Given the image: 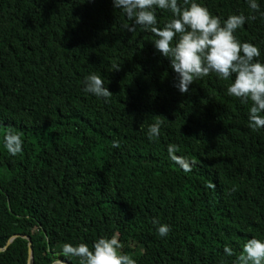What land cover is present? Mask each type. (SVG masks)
I'll list each match as a JSON object with an SVG mask.
<instances>
[{
	"label": "trees",
	"instance_id": "1",
	"mask_svg": "<svg viewBox=\"0 0 264 264\" xmlns=\"http://www.w3.org/2000/svg\"><path fill=\"white\" fill-rule=\"evenodd\" d=\"M199 2L221 19L245 15L234 36L264 61V0ZM156 15L158 26L170 18ZM155 38L111 0H0V247L16 233L33 247L30 258L16 238L0 264H82L65 242L113 234L136 264H234L250 237L264 239V127L248 126L251 102L214 73L180 93ZM92 72L106 99L83 91Z\"/></svg>",
	"mask_w": 264,
	"mask_h": 264
},
{
	"label": "clouds",
	"instance_id": "2",
	"mask_svg": "<svg viewBox=\"0 0 264 264\" xmlns=\"http://www.w3.org/2000/svg\"><path fill=\"white\" fill-rule=\"evenodd\" d=\"M112 7L118 8L145 30L155 34L154 48L167 57L175 78L173 87L180 93L189 90V85L200 77L214 73L218 78L231 80L226 94L250 101L247 119L253 129L264 127V61L256 59L260 49L256 44L239 41L234 31L244 24L243 14H229L221 19L209 12L199 0H111ZM248 7L259 10L257 0H247ZM157 9L168 10L170 18L158 26ZM131 30V29H129ZM83 91L98 98L110 95L108 87L95 72L83 79ZM162 121L151 122L146 134L149 139L159 135ZM119 142L113 140V146ZM3 147L10 155L22 151V139L18 133L7 132ZM172 157L173 146H168ZM184 170H189L187 164ZM156 223V221H154ZM169 225L160 223L156 229L159 236L169 233ZM121 243L116 234L97 237L89 247L86 242L76 244L65 242L61 251L66 256L79 257L82 264H136V260L120 251ZM226 256L233 250L225 246ZM264 264V239L250 237L244 244L242 254L234 264Z\"/></svg>",
	"mask_w": 264,
	"mask_h": 264
},
{
	"label": "water",
	"instance_id": "3",
	"mask_svg": "<svg viewBox=\"0 0 264 264\" xmlns=\"http://www.w3.org/2000/svg\"><path fill=\"white\" fill-rule=\"evenodd\" d=\"M18 237H23V238H28L29 239V246H28V249H29V254H30V258L33 257V247H32V242L29 238L28 235L26 234H23V233H16V234H13L10 239L7 241L6 245L4 247H0V251L2 250H5L8 248V246ZM52 264H72L68 261H64V260H56L54 261Z\"/></svg>",
	"mask_w": 264,
	"mask_h": 264
}]
</instances>
